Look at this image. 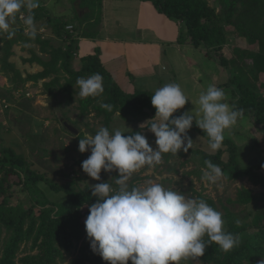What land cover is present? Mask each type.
Wrapping results in <instances>:
<instances>
[{
    "label": "trees",
    "instance_id": "obj_1",
    "mask_svg": "<svg viewBox=\"0 0 264 264\" xmlns=\"http://www.w3.org/2000/svg\"><path fill=\"white\" fill-rule=\"evenodd\" d=\"M151 3L155 9L171 20L180 23L178 43L190 41L205 54L213 53L217 62L229 70V83L236 98L233 107L251 115L253 123L260 129L254 146L264 149V0H218L216 11L208 0H141ZM78 6L75 10V24H68L66 16L54 17L40 6L32 10L34 22L40 20L49 28L51 35L61 43L54 44L51 37L42 36L43 31H31L20 26H11L14 35L0 34V71L9 81V93L21 91L27 82H42L48 91L56 90L67 96V104L76 102L78 115L97 119L102 127L111 132L115 115L124 120H147L125 135L141 132L149 127L156 109L151 105V95L156 90L125 89L117 83L107 67L101 62L100 50L76 56L80 38H94L102 26L103 0H71ZM29 15V10L19 13ZM17 13L16 18H18ZM233 44L229 55L225 52L230 29ZM18 44L34 45L30 57L23 59L29 65L37 64L35 72H24L11 59ZM42 55L45 56L42 57ZM95 73L103 77L104 92L100 97L81 98L78 78H88ZM172 83H176L173 75ZM76 96V97H75ZM113 106L111 112L100 107V103ZM184 112V108L174 116ZM66 120L68 117L63 115ZM158 119V118H154ZM75 121L72 124L75 125ZM98 130L90 128L94 136ZM262 132V135H260ZM74 135V133H70ZM192 138L190 158L199 168L206 169L205 160H210L222 169L228 180L247 179L259 191L241 187L232 204L250 205L253 209L249 223H237L235 214L223 206L224 213L210 198H202L222 214L224 230L238 236V245L224 252L210 243L203 257L188 258L180 264H260L264 260V157L250 158L242 164L238 158L235 142L224 137L219 150L212 151L209 138L195 122L188 131ZM78 138H83L79 132ZM170 154V153H168ZM167 154V155H168ZM184 154L181 151L180 155ZM75 179L55 182L37 172L27 158L13 148L0 147V234L4 233L0 248V264H108L90 249L85 230L89 206L95 203L89 187L79 188ZM47 186L57 199H50L42 192L40 185ZM23 193L26 201H16V193ZM207 241V236L204 237ZM23 251V253H21ZM73 255L68 262L67 259ZM131 264V261H129Z\"/></svg>",
    "mask_w": 264,
    "mask_h": 264
},
{
    "label": "clouds",
    "instance_id": "obj_2",
    "mask_svg": "<svg viewBox=\"0 0 264 264\" xmlns=\"http://www.w3.org/2000/svg\"><path fill=\"white\" fill-rule=\"evenodd\" d=\"M40 7V0H0V34L10 31L17 13L29 10L24 19L32 36L36 34L32 10ZM81 98L100 97L104 92L103 77L95 73L88 78H78ZM225 92L209 86L201 93L198 103L202 116L197 119L189 112L174 116L189 101L180 86L170 83L151 95V105L156 109L148 127L155 135V147L142 132L125 135L119 130L110 132L100 127L94 136L79 139L80 153L90 151L82 161L84 173L96 181L101 172H115L114 188L108 182L91 185L95 203L89 206L85 230L90 249L108 264H180L188 258L203 257L210 243L229 252L239 243L238 236L224 230L222 214L202 198L186 196L181 191L165 189L163 185L148 182L146 187H130L132 175L145 166L161 163L162 154L177 155L192 148L188 131L195 125L207 134L212 151L219 150L226 129L234 126L242 115L224 102ZM111 112L113 106L100 103ZM144 124L140 125L142 128ZM202 179L216 184L222 179L219 165L205 160ZM239 223V221H237ZM207 236V241L204 237ZM264 264V260L260 261Z\"/></svg>",
    "mask_w": 264,
    "mask_h": 264
},
{
    "label": "rangeland",
    "instance_id": "obj_3",
    "mask_svg": "<svg viewBox=\"0 0 264 264\" xmlns=\"http://www.w3.org/2000/svg\"><path fill=\"white\" fill-rule=\"evenodd\" d=\"M208 1L210 5L215 7L216 11L220 10L218 0ZM111 5L112 3L109 4V6ZM40 6H43L51 16H66L68 24H75L76 22L74 14L75 10L78 11L79 8L71 0H40ZM116 14L123 17L126 28L131 19L134 18V13L130 9L128 12L125 8H122L119 13V11L109 8L108 15H111L110 17L114 15L115 20L110 21L108 16V22L111 25L108 28V33L113 31L111 28L112 24L119 22ZM143 17L146 18L145 15ZM23 22L24 20L16 18L11 26L24 25ZM152 23L154 24L155 22ZM34 25L36 30H40L41 27L46 29V31L39 32L43 33L42 36L51 37L54 44L61 43L51 35L49 28L41 24L40 20H36ZM142 25L139 24L138 27ZM229 29L230 34L225 45L227 55L230 54L233 44L232 29ZM164 30L168 33L170 27L167 26ZM147 33L149 34L148 36H153V32L147 31ZM131 34L137 36L139 32H132ZM30 49L41 56L36 46L18 44L15 46V54L11 58L24 72H35L40 68L37 64L29 65L23 62V59L30 57ZM176 49L175 45L170 46L167 50V55L171 59L176 72V84L180 86L189 100L184 106V112H189L197 119L202 116L198 100L201 93L206 92L209 86L223 89L225 92L224 102L233 107L236 98L232 97L231 91L233 88L229 83V70L217 62L215 55L213 53L207 55L202 48H196L192 44L181 48L182 55L178 54ZM77 53L81 54L82 51L78 49ZM42 57L45 58L44 55ZM167 65L168 63L165 64L163 61L157 67L152 68L151 70L154 73L149 74L146 83H136L131 78L127 79L131 86L137 88L159 89L166 84L172 83V79L169 80V72L164 70ZM106 67L109 68L112 78L116 82L126 86L121 81L122 75H117L118 72L111 71V69L113 70L111 63ZM161 80L162 83H160ZM127 81L125 80V82ZM9 88V81L0 71V147L2 145L8 146L23 154L33 169L55 182H66L67 180L75 179L79 188H91V185L100 182H108L114 188L116 187L115 179L117 174L115 172L105 173L102 171L101 180L96 181L84 173L81 167L82 161L86 160L91 153L90 151L79 152L78 144L80 138L77 135L80 132L83 138L93 136L90 133V128L99 130L102 127L97 119L92 117L80 119L81 117L75 108V101L67 104V96L65 94L56 90L48 92L42 86V82L38 81L35 84L31 81L27 82L21 86V91L17 94L16 92L9 93ZM124 88L130 89L129 87ZM26 93H28V96ZM242 111H246V109ZM63 115H66L68 120ZM72 121L76 122L75 125L72 124ZM146 121L144 119L129 121L115 115L111 124V132L119 130L122 133H127L141 124L145 125ZM65 123L75 127L77 134L71 135V132L64 125ZM141 132L146 135L150 145L155 147V135L150 132L148 127H143ZM259 133V127L253 123L252 116L249 114H242L234 126L225 130L224 137H229L235 142L238 149V158L242 164H245L250 158L259 159L264 157V149L260 150L253 143L254 138H259ZM260 135H262V132ZM181 151L177 155L172 153L162 154L160 164L154 167L145 166L135 172L129 180V186L142 188L146 187L149 181H152L163 185L165 189L181 191L189 197L210 198L220 209L221 213H224L223 206H225L235 214L239 223H249L253 212L252 207L250 205L232 204L229 201L236 199L237 191L241 187L250 188L254 193H258V187L247 179L228 180L224 174L220 181L212 184L202 179L205 169L198 167V164L190 158V153L184 152L181 156ZM40 187L43 194L51 200L60 198L47 186L41 184ZM15 199H17L16 201H26L25 195L20 192L16 193ZM3 235L4 233L0 234V248ZM72 256L68 257L66 262ZM183 264L188 263L185 262Z\"/></svg>",
    "mask_w": 264,
    "mask_h": 264
},
{
    "label": "crops",
    "instance_id": "obj_4",
    "mask_svg": "<svg viewBox=\"0 0 264 264\" xmlns=\"http://www.w3.org/2000/svg\"><path fill=\"white\" fill-rule=\"evenodd\" d=\"M110 3H112L111 6H109ZM109 8L119 11V13L122 11V8H125L128 12L130 9L134 13V18L131 19L126 28L123 17L116 14L119 22L113 23L111 27L113 31H109L108 33V28L111 26L108 22ZM138 12L139 14H137ZM110 16L109 20L114 21L115 16ZM167 18L165 15L159 13L151 3L146 1L103 0V17L100 31L94 38L79 39L77 51L79 49L82 53L76 52V56L93 53L94 48L98 47L101 62L105 66L111 63L113 68L111 71L118 72L117 75H122L121 81L126 85H121L123 88H137L130 85L129 78L133 79L136 83H146L149 74L153 72L151 69L155 66L157 67L163 61L169 65L164 68V70L169 72V80L173 79V75L175 76L176 72L171 59L167 55V50L170 46L175 45L178 54H181V48L191 45V42L178 43L177 37L180 23ZM141 20H143L142 23ZM152 22L155 23L153 24ZM139 24L143 25L138 27ZM167 26L170 27L168 33L164 30ZM147 31L153 32V36H148ZM132 32H139V34L135 36L131 34ZM107 69L109 70L108 67ZM125 80L128 81L125 82ZM160 83H162V80Z\"/></svg>",
    "mask_w": 264,
    "mask_h": 264
},
{
    "label": "built area",
    "instance_id": "obj_5",
    "mask_svg": "<svg viewBox=\"0 0 264 264\" xmlns=\"http://www.w3.org/2000/svg\"><path fill=\"white\" fill-rule=\"evenodd\" d=\"M18 18L21 19V20H24V19L26 18V14L23 13V12L19 13ZM23 23H24V22H23ZM25 26H27V25H25V23H24V25H22V27L25 28ZM27 28H28V26H27ZM27 28H25V31H26V32L29 31V30H28L29 28H28V29H27ZM39 31H43V29H40ZM26 95L28 96V93H26Z\"/></svg>",
    "mask_w": 264,
    "mask_h": 264
},
{
    "label": "water",
    "instance_id": "obj_6",
    "mask_svg": "<svg viewBox=\"0 0 264 264\" xmlns=\"http://www.w3.org/2000/svg\"><path fill=\"white\" fill-rule=\"evenodd\" d=\"M64 125L66 126V128H67L70 132H72V133H74V134H77V130L75 129V127H73L72 125H70V124H68V123H65Z\"/></svg>",
    "mask_w": 264,
    "mask_h": 264
}]
</instances>
